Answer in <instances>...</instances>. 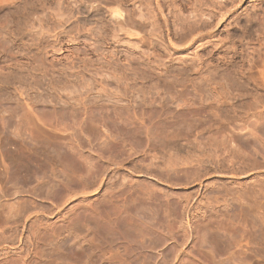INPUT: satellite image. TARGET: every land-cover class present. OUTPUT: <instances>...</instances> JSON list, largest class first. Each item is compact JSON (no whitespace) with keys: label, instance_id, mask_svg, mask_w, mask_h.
<instances>
[{"label":"rangeland","instance_id":"1","mask_svg":"<svg viewBox=\"0 0 264 264\" xmlns=\"http://www.w3.org/2000/svg\"><path fill=\"white\" fill-rule=\"evenodd\" d=\"M101 1L105 2L106 0H101ZM175 1L177 3L176 5L181 7V8L179 7L180 9H185V12H181L179 14L180 16H183V18L181 17L178 20V22L176 20H173L174 18L171 17L172 18L171 19L172 20L171 21L172 31L175 32L178 29L177 27L180 28L181 27L180 24L185 23L184 25L187 24L189 28V25L192 24L194 21L202 20L201 22H199L200 25H202V23H205L206 21L207 23L211 24L210 26L211 28L209 27L210 30L207 29L204 32V35L202 33V39L196 38L199 40L195 39L194 42H190L186 45H182L178 47L171 46V44L167 40L168 37H167L166 30H164V27L162 28L163 26L162 23H159L162 21L159 20L160 18L158 14H155L152 8L153 6H150L148 4L149 0H129L130 4L128 5L129 6L128 10L131 12H134L135 16L137 17V18L135 17V23L137 25L136 26L137 29L143 30V32L139 30L141 34L137 35L138 37L134 35L132 36L128 35L129 32L128 33L125 31H124L125 33L119 32V30H117L115 26L113 27V24L111 23L110 19H109L110 21L107 19L109 23L108 24L109 25L108 37L106 38L104 33L99 34L103 31L99 27L101 24L98 22V19L104 20L105 18H107L106 11L101 12V14H99L98 16H94L93 15L94 13H91L92 16H91L90 22L86 23L87 26L85 25V23L82 24L81 21H80L81 23L78 22L77 24L78 20L75 18L77 21H75V19H72L73 21L71 20L67 24L63 23V25H61L62 27L60 26L55 33H48V34L44 33L40 36H39L40 29L45 28L46 23L48 21V18L46 19V15L41 14L39 15V18L31 17L30 20L32 21L29 22L30 21L29 20L26 23L25 21H23L25 23L24 24L22 23V20L24 19H20V20L16 19L15 20L16 22L12 21L14 22L12 23L11 20L13 19L7 17L10 20L9 21L6 18V14L8 12L7 10H4L0 13V16L2 14L4 15V17L3 16L0 17V21H1L0 22L1 23L0 35L3 33L4 28H6L8 21L10 24H13V25L8 24L7 27L10 25V27L14 30V31L12 29L10 30L9 27L4 30L5 33H7L8 30L14 32L12 33L8 31V33H11L10 35L7 33L10 36V37L8 36L9 38L6 36V34H3L5 36V39H8V40L3 41L4 36L1 35V37L3 38L0 37V40H1L0 46L3 43V46L0 47V52H1L0 53V66L2 67V68L0 67V95H1L0 96V112H1L0 120L3 117L6 121V122L3 121L4 123H2V120L0 121L1 123L0 124V190L3 194L8 196V202H7L8 204H12L16 202L17 200H19L17 202H23V200L27 201L28 199L30 200V198L29 197L27 198V196L26 197L19 196L18 185L13 181L12 178H9L7 171L5 170V167H6L5 165L8 162L7 160L12 155L11 149L14 148L13 144H16L18 141H20L22 136H25L24 134L26 133L29 134L31 131V128H30L31 126L29 127L28 125H23L22 126L23 128L19 126L20 119H22L23 121L25 120L23 114L25 115L27 114L26 109H24V107L21 105H24L26 107V104H30L29 108L30 107L36 108L37 106V109H41L42 105L43 107L44 106L46 107L47 105L48 108L51 106L50 107L51 109L57 105L56 106L57 110H59L61 106L64 105V102H68L67 100L69 101L72 100L71 102H75V101L77 102V99H78V101L80 100L81 103L83 101L84 104L86 102V103H89L90 105V103L93 101V98L95 97L96 98V99L94 98L95 100H98V101L103 100L105 102V104L102 102L101 104H99V105H104V108L114 107L113 109H116V108H119L120 106H123L126 110H130L131 108L135 109L134 107L140 108V106L143 107V106L148 105V104L145 105L146 100H147V103L149 102V105H152L154 102L156 103L155 100H157V102L159 103H157V105L153 104L154 107L158 106V104L160 106L163 102H165L163 103L164 106L161 105V107H157V108H162V107L169 108V106H171L169 109H173V111H176V109L174 108H177V110H180V108L183 109L182 107L184 105L186 106L184 108H187L188 106L192 107L193 105H194L193 107L198 108L200 105H202L199 107L202 110L216 111L217 102L220 97L218 89L223 83H225L228 80V78L229 80L232 79L229 77L230 75L228 76V74L233 75L234 73L233 71L235 70V68H233L235 67V63L233 62L234 60L239 61V60H244L243 58H245L244 63H242V61H239L240 63L236 62L237 64H239L236 68L238 70H235L236 72L238 71L237 73H239V70H242V71H245L246 76L247 74L249 75L250 73H251L250 76H252L253 74H254L253 77L259 76L260 71L262 69L260 66L262 65V62L257 59H260L261 58L260 55L263 56L264 54V47L263 48L259 47L261 44L260 42L261 40L263 41V44L261 46L264 45V39H263L264 38V32H263L264 31V17H263L264 16V12H263L264 11V0H175ZM192 9L193 10L196 9L197 12L195 13L193 12L192 14L190 12L189 14L186 13L187 10H192ZM206 9H208V11ZM4 12H6V14ZM202 12H206V13H203L202 15L201 14ZM139 13L143 15V18L139 17ZM245 13L248 15H246ZM255 13H258V14L254 17ZM260 14H263V15H260ZM249 17L250 18L254 17V18L249 19ZM33 18H34V22H33ZM6 19L7 21H5ZM183 19H186V20L190 19L188 21L189 22L191 21V22L188 23L187 21V22L182 23ZM251 20L252 22L254 21L253 24L252 22H250ZM19 21H21L22 25L20 23H17ZM246 22L248 23L247 25H246ZM3 23L5 24V27ZM27 23L28 24L30 23V24L28 25ZM50 23H52V21H50ZM155 23L158 24L159 28L157 24L155 25L156 27L154 26ZM235 24H236V27H235ZM260 24L262 25V30H261ZM2 25L4 28L2 27ZM16 25H18L17 27L21 26L24 28L23 32H21L23 33L22 35H19L20 31L18 33L17 30H19V28H17ZM78 25H81V26H78ZM32 26L35 28H33ZM240 26L241 27L244 26V27L241 28ZM255 26L258 28H256ZM14 28L15 29L17 28V29L15 30ZM64 28L66 30H64ZM112 28L113 29L115 28V29L113 30ZM28 29L30 30L28 31ZM94 29L95 30L99 29V30H96L98 31L96 32L94 31ZM113 31L114 33L116 32L115 35H113ZM233 33L235 34V36L232 35ZM256 33L257 34L260 33V35H257ZM111 34L112 36H110ZM18 35H19V38L17 37ZM33 35L36 37H34ZM12 36H16L18 39ZM20 36L22 39L20 38ZM230 36L233 37V40L236 39L237 41L230 40L231 39ZM56 37L60 39L58 40L57 38V41L59 42V44L58 43L54 44V42L56 41ZM103 37H105L106 39ZM100 39H103V40L101 41ZM107 39L108 41H106ZM33 40L35 42L31 43L33 42ZM96 41L98 42V44L96 43ZM244 41H245V44H244ZM14 42L15 44H13ZM259 42L260 44H258ZM60 45L62 48L60 47ZM244 47L246 48L245 50H244ZM257 48L259 51L258 50L256 51ZM242 51L244 53H242ZM241 53L245 55H242ZM239 54L240 56H238ZM249 55H250V58H249ZM139 57H141L142 59ZM224 57L227 58L228 61L225 60ZM247 59L249 60L250 64L248 61H246ZM254 59H256V61L258 62L253 61ZM141 60L142 62H140ZM151 61L153 62V64ZM229 61L230 62L232 61L231 63L232 64L234 63V65L230 64ZM227 62L229 63V65H227L228 64ZM162 63L164 65L166 64L167 66L166 65L164 66ZM154 64H156V66ZM183 64L184 65L186 64V65L184 66ZM255 64H256V67H255ZM209 65L211 67H209ZM242 65L246 66L247 69L246 67H243ZM144 66L146 69L144 68ZM212 66H214V68ZM257 67H258L259 72H257L258 71ZM150 68L152 69L149 71ZM171 68H172V71H171ZM176 68H181L184 72L183 71L180 72L181 69H176ZM188 68L190 69L192 73L188 70ZM221 68L224 70H222ZM243 68H245L246 70ZM248 68H252V70L251 69L248 70ZM133 69H135L139 73ZM225 70H226V73H228L231 70L230 71L231 73H228V74L225 73V75H227L228 78L223 75ZM140 71H142L143 73ZM174 71L177 72L178 74L175 73ZM246 71H249V73H247ZM117 72L120 75L116 74ZM120 72H122V74ZM207 72L209 74H207ZM219 72H221L220 74L223 75V77L221 75L219 76L218 74ZM131 73L134 75H131ZM162 73L164 76L162 75ZM170 73L172 77L170 76ZM182 73L183 74L185 73L187 75L185 76V74L183 75ZM113 74L115 78L113 77ZM211 74L213 75L215 74V75L211 76ZM64 75L66 78L64 77ZM196 75L198 76V78L196 77ZM209 75L215 78H211ZM140 76H141V79H140ZM180 76H182V78ZM191 76H192V80H191ZM217 76H219L220 78L222 77L221 80ZM135 78H138L139 81L140 80L141 81L139 82L137 81L138 79H135ZM144 78L145 79L147 78L146 79L147 82H145L146 80ZM186 78H189V79H186ZM223 78H226L227 80H224ZM59 79H61L60 83H59L60 81ZM126 79L130 81L127 82ZM178 79L182 81L184 79L185 83L184 81L183 83L182 81H178ZM203 79H205V81ZM215 79L217 80L218 83L216 82ZM54 80L56 82L59 80L58 83L60 86L58 85V83H55ZM125 80L127 83H125ZM158 80L161 82H159ZM165 80H166V83L164 82L163 84V81ZM8 81H10V83ZM151 81H153V83ZM167 81H168V84H167ZM200 81H202L203 84L205 83L206 84L203 85ZM209 81L212 83H210ZM2 82H5L4 83L5 85L6 83H9V84H7L8 86L6 85L4 87ZM177 82H180L179 83L180 87L177 86L178 85ZM53 83L55 85L57 84L58 86V87L56 86L57 89L54 88L55 85H53ZM213 83L215 86L213 85ZM100 84H103V85L100 86ZM198 84L201 85L200 88ZM159 85L160 86L165 85V86L160 87ZM182 85H185V86L187 85V86L185 88V86L183 87ZM224 85H227V84H224ZM136 86L137 88H135ZM172 86L174 87V90ZM204 86H206V88ZM207 86L208 87L210 86L211 88L210 87L208 88ZM140 87L143 90L140 89ZM158 87L160 88V90ZM17 88L18 90H16ZM144 88L146 89V91ZM131 89L132 91H128ZM194 89H196L197 91ZM203 89L206 91H204ZM15 90L17 92L20 91L21 93H23V96H21L20 92L15 93L16 92ZM165 90L168 93L165 92ZM141 91H143L142 94H141ZM173 91H175L174 94L172 93ZM133 92H135V94ZM155 92H157L158 94ZM203 92H204V96H202ZM205 92L206 93L209 92V93L205 95ZM52 94L55 95L56 97H54ZM144 94H145V98L142 97L144 96ZM187 94H188V98L186 97ZM135 95L137 97L139 96L140 99L139 97L137 98ZM146 95H148L149 97ZM177 95L179 97L182 96L184 98L179 99V97L177 98ZM199 95L200 97H198ZM162 96H165V97L167 96L169 98L167 97L163 98ZM253 96L254 98H256L257 95L253 93ZM60 99L61 101H63V103H59L61 102ZM150 99L152 101H150ZM168 99H171L170 101H172V103H170ZM177 99H178V102H180L181 104L183 102L182 107L180 106L181 104L177 102ZM185 99H188V100L184 101ZM207 99H209L210 102ZM252 100L254 101V99ZM258 100L259 98L257 96V101ZM193 102L194 103L196 102L195 103L196 106ZM167 103L169 104V106ZM175 103L176 104L178 103L177 106ZM210 104H212L213 106L215 105V106L212 107V105ZM89 105L87 104L86 106L88 107ZM20 108H22V110ZM11 111H14L15 115L11 114L10 113ZM83 111L84 110H82V112L77 114L79 117L74 118L77 121V123L75 120H74L75 122L73 121V118L71 119L74 122L73 124L76 123L77 125L75 124V126H73L72 121L69 119L71 121L70 122L67 119L68 121L67 120L65 121L67 123H64L65 124L64 126H66L64 127V129L66 128L68 131L66 129H65V132L63 131L64 129L62 130L63 133L56 131V133H54V136H56L58 140L60 141L64 140L63 142H68V141L70 142L71 139L75 140L74 142L80 141V143L85 148V150H83L82 153H83V157L86 160V162L89 163L88 166L90 165L91 167L93 166L95 167V168L93 167L94 168L93 171L94 173H96V176L95 174L92 175L93 177H91L90 180H93V179L95 180L97 179V180L90 181L94 183V185L92 186V184H90L91 186L90 185L88 186V188L90 189V190L88 189V191L90 193L87 199L84 200L80 198L74 203L70 204L65 209V211H62L63 213L61 216H58L56 218L45 217L41 219L40 223H37L36 225H34L33 231L31 232H35L36 230L42 231L41 223L44 226L47 225L48 228L51 227L49 228V231H50L53 227H56L57 224H59L58 226H60V224H63L70 220H74L73 218H75L76 215H78L77 214L78 212L80 211L84 212L85 210L90 211L91 214L93 213L92 214L93 217L95 216V214L96 216H98V214L102 216V213L111 215L110 219L106 222L108 227L111 229L105 230V228L102 227L101 223L103 222L102 220L103 216L100 217V215H99L100 220H101L100 222H94V220H92L91 222H88L87 220L88 225L86 222H80L81 224L78 222L77 224L74 223L73 225H71L70 229L72 231L70 230L69 239L71 240H70L69 245L75 248L76 253L78 251H82L81 249H85V251L87 252L86 255L76 254V255H72L73 256L72 257L66 251L63 252V249H61V251L57 250L56 252L54 247L57 241H55L56 242L55 243L53 242L54 240L52 241V243L51 242L49 243V241H47L48 243H44V244L41 242L38 244L36 243L35 244L36 250L34 251V255H27L26 252L28 248L32 250L34 249L33 247H31V243L27 241L26 244L24 242V245L21 247L20 250H15V252L11 253V255H1L0 264H24V262L26 261L28 264H264V255H243L245 252L244 246L246 244V241H248V237H249L247 234L250 231V229H248L250 228L248 222H246V220L244 219L245 218L244 215L240 213L241 211L245 210L246 202L244 200H240L242 202L241 204H239L240 202L238 201L239 206L244 204L242 205L243 208L241 209L239 207L238 210L236 211H234V209H231L229 211L230 208L226 210V207L223 206L224 205L222 202L223 199L221 200V205H219L221 208L214 207L216 206L215 202H213L212 199H209V198H212L213 196L212 194H210V192L216 189L223 190V188H225L222 185L231 187L232 188L231 190L233 191H236V190L239 191L238 189L241 190L242 188L240 185H243L247 182L248 183L254 182L256 179H253L252 181V178L251 180L246 178L247 180L246 181L245 179L233 180V178L232 179L231 178H226V179L211 178V180L209 179L207 180V182L205 181L204 187H201V188L197 183L190 184L187 187H185L182 185H173L175 184L173 182H172L173 184H170L165 181H160L154 175L161 176L163 173L165 174L169 166H171V164L178 165L175 167V169L178 170L179 168V171H181L177 175H174L173 172H172L173 174L170 173V175L174 176V178L183 179L186 173L191 172V170L193 169L192 166H194V164L191 166L188 163L189 162L188 160L190 157L187 155V152H185L183 149L181 150L175 149L173 144L171 143H169L172 145L170 147L167 142H166L167 144L160 142V144H157L155 145V147H152L149 150H147L148 152V153L146 152L147 155H144L143 153H141L140 149H138L139 145L137 142V141H141L143 142L142 145H144L145 135H143V131L135 133L133 132V130H131V128H127V127H123V128L121 127V128H118V130H115L111 128L110 126L107 127L106 125H103V124L101 125L99 123H96L97 125L91 124L88 122V116L85 115L86 111L84 112ZM104 112H106V110ZM10 114L12 115L11 117H10ZM27 115H26L27 119L32 116L29 114L27 117ZM20 116H23V117H20ZM82 118H83L84 123L81 122ZM78 119L79 120L81 119L80 122ZM3 124H5V126ZM24 126H25V129H24ZM76 126L78 127L75 129L74 127ZM4 127H6V129L8 127L9 128L6 130ZM82 127L84 128V130ZM80 128L82 130H80ZM153 128L151 127L147 134L149 135L153 134L154 132ZM23 129L25 130L24 132H23ZM41 129H44V131L45 132L47 131V133L51 130L50 128H46V127L39 128L40 131ZM36 131L34 130L33 132L34 135L35 133H38ZM139 133H141L142 135H140ZM48 134L50 135L51 132H49ZM205 134H208V133L206 132ZM37 135L38 134H36V136ZM76 136L79 138V140ZM108 136L110 138H108ZM11 143L12 145L10 146L9 144ZM88 143L89 144L91 143L90 144L91 147H89ZM181 143L186 144L185 141H182ZM92 145H93V148H92ZM115 145L118 146L116 149H115L116 147ZM91 148L95 152H92L93 150L91 151ZM18 155L20 156V158L23 157V154L20 152L18 153ZM130 155L131 157H129ZM114 161L115 163L119 162V164L117 165H120V161H121V165L119 167H116L117 165L114 164ZM147 167L148 169H151L154 171V172H151L154 175H149V173L146 171ZM113 169L116 170L115 171L116 175L112 173L114 171ZM96 171L98 172V174ZM104 171H106L107 173ZM102 176H105V180H104L105 182H103L101 187L99 188L98 190L99 193L97 191L98 194L94 195V193L96 192V189H98V186L100 185L102 181V178H104ZM96 182L97 184H95ZM212 183L214 185H212ZM213 186L216 188H214ZM211 187L213 188V190ZM108 191H110L112 194H110ZM152 193L153 194L157 193L158 195L162 197L174 196L175 198H186L188 195L192 194L193 196L192 195L191 196L196 197L198 199V202L192 203L191 206L193 207L192 208L190 207L188 210L186 209V205H185L186 203H183L182 201L180 213L176 214L170 211L169 209L166 210L167 208L165 207L166 209L163 208V211L160 214L155 210L156 208L151 205L152 202L150 198L152 196H149V194L152 195ZM108 195L109 197L113 196L111 197L113 199L111 200V203L107 211L104 212V210H106L104 202H106L105 198ZM0 196H1V193H0ZM110 206L112 207V209ZM92 209L95 211V214ZM185 209L186 211L188 210V212H186ZM99 210L100 212L96 213ZM109 210H110V213H109ZM228 212L229 214H227ZM235 216H237V218ZM120 218L121 220H119ZM123 218L124 220L122 221ZM32 219H35V218H32ZM32 221L34 222L36 220H32ZM90 223L91 225H89ZM30 224L31 223H28V230L30 229ZM195 224L197 225L199 224L198 225L200 227L199 229L204 233L202 234L200 233V235L198 234L197 236L196 234H191L190 226L193 227V225ZM204 227L208 229L209 234H207V231H206L207 229ZM3 228L5 227L1 226L0 224L1 231ZM6 228H9L10 230V226H7ZM9 230L7 232L8 237L11 235L15 237L19 232H21V228L17 230V233H15V231L10 232ZM116 231L122 233L127 238L128 242H119L117 235L115 234ZM28 235H29L28 233H25V237H27ZM206 235L211 236L212 239L215 237L214 240L219 243V248L217 252H213L214 250L212 248L210 249L209 245L208 246L207 244L205 245L204 241L206 239ZM161 237L166 239L165 245L161 244L160 242ZM14 242H17V239H15ZM50 244L52 246H50ZM169 246L173 247L171 252L165 250ZM135 248H140L141 251H138L136 253ZM116 250H118L117 252H119V254L116 253ZM115 253L117 255H121V257H115L114 256L116 255Z\"/></svg>","mask_w":264,"mask_h":264},{"label":"bare ground","instance_id":"2","mask_svg":"<svg viewBox=\"0 0 264 264\" xmlns=\"http://www.w3.org/2000/svg\"><path fill=\"white\" fill-rule=\"evenodd\" d=\"M128 2H129V0L128 1L127 0H109V1L106 0L105 2H102L101 0H0V13L2 11H4V10H7L8 11L7 14H6V12H4L6 14V18L8 17V18L13 19V20H11V22L15 21L16 19H19V20L20 19H24V20H22V23H24L23 21H25V23L28 22L31 17H34V18L38 17L39 18V15H41V14L42 15H46V19L48 18V21H47V23L45 22L46 23L45 28L40 29V32H39V36H40V35H42L44 33H47V34L48 33H55L58 30V28L61 25H63V23L67 24L72 19H75V18L78 20L77 21L75 19V21H77V24H78V22L81 21L82 24L85 23V25L87 26L86 23L90 22V19H91V16H92L91 13H94L93 14L94 16H98L99 14H101V12L106 11L107 18H105L104 20L98 19V22L101 24L99 27L103 31V32L100 31L101 33H99V34L104 33L105 37L106 38L108 37V28H109L108 20L110 19L111 23L113 24V27L115 26V28H117V30H119V32H124L125 31L127 33L129 32L128 35L137 36V35H140L141 32H143V30L139 29L141 31L140 32L137 29V27H136L137 25L135 23V17L136 16H135L134 12H131V11L128 10V8H129L128 5L130 4V2L129 3ZM145 3H146V1H145ZM148 4L150 6H153L152 8H153L155 14H158V16L160 18L159 20L162 21V22H159V21L158 22L162 23V25H163L162 28L164 27V30H166L167 37H168L167 40L171 44V46L178 47V46L186 45V44H188L190 42H194L196 38H201L202 39V33L204 35V32L207 29H209V27L211 26V24L207 23L205 20H204L205 23H202V25H200L199 22H201L202 20H199V21H194V22L192 21L193 23L190 24L189 28H188V25L187 24H186L187 26L184 25L185 24L184 22H187L190 19H188V20L183 19L182 20L183 22L182 21L181 22L184 23V24H180L182 28L181 27L180 28L177 27L179 30L180 29H182V30H180V32H179V30L176 28L177 30L174 32L171 29V27H172L171 26V21H172L171 17L174 18L173 20H176L178 22V20L181 17L183 18V16H180L179 14L181 12H185V9H180L181 7L176 5L177 3H176L175 0L174 1L173 0H149ZM259 6H261V5H259ZM192 7H193V5H192ZM208 9H206V10L208 11ZM192 10H187L186 13L189 14V12H190L192 14L193 12L194 13L197 12L196 9L193 10V11ZM258 11H260V10H258ZM206 12H202L201 14L203 15V13H206ZM263 12H261V13H263ZM257 14L258 13H255L254 17ZM150 15H151V13H150ZM246 15H248V14H246ZM260 15H263V14H260ZM1 16L4 17L3 14ZM65 17H66V19H65ZM139 17L143 18V15L139 13ZM254 17H251V18H254ZM34 18H33V22H34ZM251 18L249 17V19H251ZM7 19L5 21H7ZM83 20H84V22H83ZM9 21H8V24H10ZM31 21L32 20H30L29 22H31ZM50 21H52V23H50ZM154 22H155V20H154ZM173 22H175V21H173ZM190 22L188 21V23H190ZM237 22H239V21H237ZM247 22H246V25L248 24ZM250 22H252V20ZM253 22H252V24H253ZM12 23H14V22H12ZM17 23H20L22 25L21 21H19ZM150 24H152V23H150ZM156 24L157 23H155L154 26ZM0 25H1V23H0ZM7 25H6V28H4L5 24H4V27L2 25L4 30L7 29L8 27L11 30L12 28L10 27V25H13V24H10L8 27H7ZM18 25H16V27ZM88 25H90V24H88ZM78 26H81V25H78ZM157 26H158V24H157ZM173 26H174V24H173ZM83 27H84V25H83ZM235 27H236V24H235ZM242 27H244V26H242ZM17 28H19V30H17L18 33H19V31H20V33L23 32V29H24L23 27L19 26ZM33 28H35V27H33ZM158 28H159V26H158ZM256 28H258V27H256ZM212 29H213V27H212ZM4 30H3V33L1 35L4 36L3 34H6V36L8 37L11 33H8V31H9L8 30L7 31V33L9 34L8 35L7 33H5ZM29 30L30 29H28V31ZM64 30H66V29L64 28ZM96 30H99V29H96ZM96 30L94 29V31H96ZM117 30H115V31H117ZM261 30H262V25H261ZM0 31H1V28H0ZM9 32H12V31H9ZM79 32H81V31H79ZM96 32H98V31H96ZM12 33H14V32H12ZM20 33H19V35L23 34V33H21V34ZM115 33L113 31V35H115ZM257 33H258V31H257ZM56 34H55V36H56ZM1 35H0V37H1ZM15 35H17V34H15ZM19 35L17 36L18 38H19ZM232 35L235 36L234 33ZM257 35H260V33L257 34ZM110 36H112V34ZM12 37H16V36H12ZM34 37H36V36H34ZM105 37H103V38H105ZM252 37H254V36H252ZM1 38H3V37H1ZM20 38H21V36H20ZM57 38L58 37H56V41L54 42V44H57V43L59 44V42L57 41ZM33 39H35V38H33ZM242 39H244V38H242ZM4 40H8V39H5V36H4L3 41ZM35 40H37V39H35ZM58 40H60V39L58 38ZM100 40L102 41L103 39H100ZM196 40H199V39H196ZM230 40H233V37H231ZM234 40H236V39H234ZM19 41H21V40H19ZM106 41H108V39ZM15 42L13 44H15ZM34 42L35 41L33 40V42H31V43H34ZM37 42H39V41H37ZM260 42H261V44H260ZM260 42L258 43V44H260L259 47L263 48L264 45L261 46L263 44V41L261 40ZM96 43L98 44L97 41H96ZM38 44H40V43H38ZM38 44H36V45H38ZM239 44H241V43H239ZM244 44H245V41H244ZM33 45H35V44H33ZM1 46H3V43H2ZM38 46H40V45H38ZM242 46H243V44H242ZM60 47H61V45H60ZM245 47H244V50L246 49ZM249 47H250V45H249ZM230 50H231V48H230ZM257 50H258V48L256 49V51ZM242 53H244V52L242 51ZM254 53H256V52H254ZM257 53H259V52H257ZM234 55H235V53H234ZM242 55H245V54H242ZM238 56H240V54ZM226 57H227V55H226ZM230 57H232V56H230ZM260 57H261L260 59L256 58L257 60L262 62V65H260L262 69H261L260 74H259L258 77H253L254 74L252 76H250L251 73L249 75L247 74V76H246L245 71H242V70H239L240 74L237 73L238 71L236 72L235 70H238L236 68H237V66L239 64H237L236 62L242 61V63H244L245 58H243L244 60H239V61L238 60L237 61H235V60L233 61V59H232V61L235 63V67H233V68H235V70H233L234 71L233 75L228 74V73H231L230 72L231 70L228 73H226V70H225V72L223 71L224 72L223 73L224 76H226L228 78V76L230 75L229 77L232 78V79L229 80V78H228V80H227L226 78H223L224 80H227V81L221 85L222 87L220 86L221 88L219 87L220 90L218 89V92H219L220 95L218 93L217 94L220 97H219V100L217 102L216 111H214V110H202V109L199 108L202 105H200V106L198 105L199 106V107L197 106L198 108L193 107L194 105L192 107L188 106L187 108H184L186 106L184 105L182 107L183 102L181 104L180 102H178V99H177V102L181 104L180 106L183 109H181L178 106L180 108V110H177V108H174V109H176V111H173V109H169L171 106H169L168 103L167 104H168L169 108H164V107L157 108V107H161V105L164 106L163 103H165V102H163L160 106H159V104H158V106H156L157 103H159V102H157V100H155L156 103L155 102L153 103V104H156L155 105L156 107H154V105L152 103H150L152 105H149V102L147 103V100H146V103L144 101L143 102L145 103V105L146 104H148V105L143 106V107H141L139 105L140 108L134 107L135 109L131 108L130 110H126L123 106H120L119 108H116V109H113L114 107L104 108V105H99V104H101V102L105 104V102L102 99H101L102 101L95 100L96 99L95 97H94L95 99L93 98V101H92L93 103L91 102L90 105H89V103L85 102L86 105L87 104L89 105L88 107L83 103V101L81 103L80 100L78 101V99H77V102L75 100H73L75 102H71L72 100L71 101L67 100L68 102H64V105H62L59 110H57V107H56L57 105L54 106L53 104L52 105L54 107H56V108L53 107L51 109L50 108L51 106H50L49 108L51 110L47 107V105H46V107L45 106L43 107V105H42L41 109H37V106H36V108H32V107L29 108L30 104H26V107L24 105H21V106L24 107V109H26L27 114L28 115L30 114L33 117L29 116L30 118L27 119L26 118L27 114L26 115L23 114L25 120L23 121L22 119H20V122L18 121L19 122V126L20 127H22L23 125H28L29 127L31 126L30 127L31 131H30L29 134L26 133L27 135L24 134L25 136H22L20 141H18V142L15 141L17 143L13 144L14 148L11 149L12 150V155L7 160L8 162L5 165L6 166L5 170L7 171V174L9 176V178H12L13 181L18 185V187H19L18 188L19 196H22V197H26L27 196V198L29 197L30 200L29 199L27 201L23 200V202H17V201H19V200H17L16 202H14L12 204H8L7 203L8 202V196L3 194L1 192V190H0V193H1V196H0V224H1V226L5 227V228L2 229V231L0 230L1 231L0 232V256L1 255H11V253L15 252V250H20L21 247L24 245V242L26 244L27 241L31 243V247H33L34 249L32 250V249L28 248L26 253H27V255H34V251L36 250V248H35V244L36 243L38 244V243L41 242V243L44 244V243H48L47 241H49V243L50 242L52 243L53 240H54L53 242L57 241V243L55 242L56 245L54 244L55 245L54 248H55L56 252H57V250L61 251V249H63V252L66 251L71 256L72 255H76V254L77 255H86L87 252L85 251V249H81L82 251H78L79 253L78 252L76 253L75 248H73L71 245H69L70 240H71V239H69L71 225H73L74 223L77 224L78 222L79 223L80 222H86L87 223V220H88V222H91L92 220H94V222H100L101 221L100 217L103 216V219L101 218L103 220V222L101 223L102 227L105 228V230L111 229V228L108 227V225L106 223L110 219L111 215L106 214V213L105 214L102 213V216L100 214H98V216H96L95 211L92 209L94 211V214H95L96 217L95 216L93 217V215H92L93 213L91 214L90 211H86V210H85L86 212L85 211L84 212L80 211V212L77 213L78 215H76V217L73 218L74 220H70V221L65 222L63 224H60V226H58L59 224H57V226L53 227L50 231H49V228H51V227L48 228L47 225L44 226L41 223L42 231L41 230H36L35 232H31V231H33L34 225H36L37 223H40L41 219H43L45 217L56 218L58 216H61L62 213H63L62 211H65V209L70 204L74 203L75 201H77L80 198H82L84 200L87 199V197L89 196V193H90L88 191V189H89L88 186L90 184H92V186L94 185V183H92L90 181H93L95 179L92 178L93 180H90V178L93 177L92 175H94V174L96 176V173H94V171H93L95 167L93 166L94 167L93 168L90 165L88 166L89 163L86 162V160L83 157V153H82L83 150H85V148L80 143V141L79 142H74L75 140L71 139L70 142L69 141L68 142H63L64 140L60 141V140H58V138L56 136H54V133H56V131L62 132L64 127H66V126H64L65 125L64 123H67V122H65L67 119L71 120L73 118V121H74L75 120L74 118L79 117L77 114L82 112V110L86 111L85 115L88 116V122L91 123V124L97 125L96 123H99L100 125L103 124V125H106L107 127L110 126L111 128H113L115 130H118V128H121V127L122 128L123 127H127V128H131V130H133V132H135V133L143 131V135H145L144 136V145H142L143 142H141V141H137V142H138V145H139L138 149H140L141 153H143L144 155H147L146 154L147 150H149L152 147H155V145H157V144H160V142H163V143L167 142L168 144L171 143V144H173L175 149H177V150L178 149H180V150L183 149L185 152H187V155L190 157V158L187 157V158H189V160H188L189 162L188 161L187 162L191 166L194 164V166H192L193 167V169H192L193 171L192 170H191V172L188 171L190 173H186L183 179L182 178H174V176L170 175V173L171 174L174 173V175H177V174H179L181 172V171H179V168H178V170L175 169V167L178 166V165H173V164H171V166L168 165L169 168L167 169V172L165 174L163 173L161 176H156L153 173H151V172H154L153 170L148 169V167H147V169L145 168L146 171L149 173V175H154L160 181H165V182L170 183V184L175 183L173 185H182V186H185V187H187L190 184L197 183L200 186V188H201V187H204L205 181L207 182V180H209V179L211 180V178H214V179L215 178H223V179H226V178H231L232 179L233 178V180H240V179H245L246 180V178L251 180V178H252V181H253V179H256L254 182H250V183L247 182V183H245L243 185H240L242 188H241V190L238 189L239 191H237V190L233 191V190H231L232 189L231 187H229V186L227 187L226 185H222L225 188H223V190L216 189V190L210 192V194H212L213 196H212V198H209V199H212L213 202H215L216 206H214V207H216V208L217 207L221 208L219 205H221V200L223 199V201H222L223 204H224L223 206L226 207V210L228 208H230L229 211L231 209H234V211H236V210H238L239 207L242 209L243 208L242 205H244V204L239 206V204H241V202H242L240 200H244L246 202L245 210L243 209L244 211H241V212L239 211L240 213H242L244 215V217H245L244 219L246 220V222H248V224L250 226V228H248V229H250V231L247 234L249 237H248V241H246V244L244 246L245 252H244L243 255H264V54H263V56L260 55ZM139 58H141V57H139ZM249 58H250V55H249ZM256 59H254L253 61H256ZM225 60H227V58H225ZM246 61L249 62L248 59ZM140 62H142V60ZM231 62H230V64H232ZM256 62H258V61H256ZM234 63L232 65H234ZM152 64H153V62H152ZM162 64H161V66H162ZM249 64H250V62H249ZM154 65L156 66V64H154ZM225 65H226V63H225ZM227 65H229V63ZM4 66H5V64H4ZM161 66H160V68H161ZM181 67H183V66H181ZM209 67H211V66L209 65ZM212 67L214 68V66H212ZM243 67H246V66H243ZM255 67H256V64H255ZM258 67H259V65H258ZM258 67H257V70H258ZM144 68H145V66H144ZM151 69L152 68H150L149 71ZM176 69H181V68H176ZM193 69H195V68H193ZM243 69H245V68H243ZM246 69H247V67H246ZM249 69L252 70V68H248V70ZM133 70H135V69H133ZM133 70H131V71H133ZM162 70H164V69H162ZM188 70L190 71L189 68H188ZM222 70H224V69H222ZM251 70H250V72H251ZM171 71H172V68H171ZM176 71H178V70H176ZM182 71L183 70L181 69L180 72H182ZM115 72H113V73H115ZM136 72H138V71H136ZM140 72H142V71H140ZM246 72L249 73V71H246ZM257 72H259V70ZM120 73L122 74V72H120ZM132 73H131V75H134ZM175 73H177V72H175ZM220 73L221 72L218 73L219 76L221 75ZM225 73L228 74V76L225 75ZM116 74H119V73L117 72ZM145 74H146V72H145ZM207 74H209V73L207 72ZM162 75H163V73H162ZM186 75L187 74H185V76ZM204 75H206V74H204ZM212 75L213 74H211V76ZM223 75H221V76L223 77ZM142 76H144V75H142ZM170 76H171V73H170ZM219 76H217V77L220 78ZM64 77H65V75H64ZM113 77L115 78L114 74H113ZM180 77L182 78V76H180ZM196 77L198 78L197 75H196ZM211 78H215V77H211ZM221 78H220V80H221ZM135 79H138V78H135ZM140 79H141V76H140ZM167 79H168V77H167ZM186 79H189V78H186ZM59 80L58 81L60 83L61 79H59ZM123 80H124V78H123ZM126 80H125V83L130 81V80H127V82H126ZM191 80H192V76H191ZM203 80L205 81V79H203ZM58 81L57 82L55 81V83H58ZM137 81H139V79ZM153 81H151V82L153 83ZM158 81H157V83H158ZM178 81H182V80L178 79ZM183 81H184V79H183ZM183 81H182V83H183ZM210 81H212V80H210ZM8 82L10 83V81H8ZM145 82H147V80ZM159 82H161V81H159ZM164 82L166 83V80L163 81V84H164ZM200 82L202 83V81H200ZM216 82H217V80H216ZM222 82H224V81H222ZM4 83L5 82H2L4 87L7 84H9V83H6V85H5ZM59 83H58V85H59ZM177 83H178L177 86H179L180 82H177ZM184 83H185V81H184ZM210 83H212V82H210ZM167 84H168V81H167ZM175 84H176V82H175ZM199 84H198V86L200 88L201 85H199ZM205 84H203V85H205ZM224 84H227V85H224ZM11 85H13V84H11ZM53 85H55V84L53 83ZM88 85H89V83H88ZM101 85H103V84H100V86ZM146 85H147V83H146ZM213 85H214V83H213ZM216 85H218V84H216ZM32 86H34V85H32ZM56 86H57V84L54 86V88L57 89L58 86L57 87ZM161 86H163V85H161ZM182 86L184 87L185 85H182ZM186 86H185V88H186ZM214 86H213V88H214ZM155 87H156V85H155ZM204 87L206 88V86H204ZM204 87H202V88H204ZM54 88H52V89H54ZM101 88H103V87H101ZM135 88H137V86ZM56 89H55V91H56ZM140 89H142V88L140 87ZM16 90H18V88ZM159 90H160V88H159ZM173 90H174V87H173ZM194 90H196V89H194ZM128 91H132V89L128 90ZM145 91H146V89H145ZM155 91H156V89H155ZM204 91H206V90H204ZM19 92L16 91L15 93H19ZM142 92L143 91H141V94H142ZM157 92H155V93H157ZM165 92H167V91L165 90ZM174 92L175 91H173L172 93L174 94ZM252 92L255 95L258 96V98H259L258 101H257V96H256V98H254ZM133 93L135 94V92H133ZM160 93H162V92H160ZM172 93H170V94H172ZM207 93H209V92H207ZM207 93L205 92V95ZM20 94H21V96H23V93L20 92ZM151 95H152V93H151ZM53 96L56 97L55 95H53ZM146 96H148V95H146ZM202 96H204V92H203ZM142 97L145 98V94ZM142 97H141V99H142ZM162 97L164 98L165 96H162ZM178 97L179 96L177 95V98ZM186 97L188 98V94H187ZM198 97H200V95ZM59 98H61V97H59ZM167 98H169V97H167ZM180 98L182 99L184 97L181 96V97H179V99ZM139 99H140V97H139ZM211 99H212V97H211ZM248 99H250V100H248ZM252 99H254V101ZM168 100L170 101L171 99H168ZM187 100L188 99H185L184 101H187ZM207 100H209V99H207ZM60 101H61V99H60ZM150 101H152V100L150 99ZM191 101H192V99H191ZM160 102H162V101H160ZM197 102H198V100H197ZM209 102H210V100H209ZM27 103H29V102H27ZM59 103H63V101H61ZM144 103H142V104H144ZM170 103H172V101H170ZM184 103H186V102H184ZM6 104H8V103H6ZM177 104H176V106H177ZM190 104H191V102H190ZM210 105H212V104H210ZM19 106H20V104H19ZM82 106H83V108H82ZM195 106H196V104H195ZM214 106L212 105V107H214ZM46 108L49 109V110H47ZM136 108H138V109H136ZM210 108H211V106H210ZM20 109L22 110V108H20ZM105 110H106V112H104ZM10 113L15 115L14 111H11ZM24 113H25V111H24ZM11 114H10V117L12 116ZM28 115H27V117H28ZM23 116H20V117H23ZM87 116H86V118H87ZM1 120H2V123L6 122L3 117H2ZM80 120H79V122H80ZM73 121H72V124L76 120L74 122ZM81 122L84 123L83 118H82ZM76 123H77V121H76ZM75 124H73V126H75ZM3 125L5 126V124H3ZM41 127L50 128L51 130L49 132H51V134L49 135L48 134L49 132L48 133H47V131L45 132L44 129H41V131L43 130L41 132L39 130V128H41ZM77 127L78 126H76L74 128L76 129ZM151 127L152 128L154 127L153 128L154 132L152 131L153 134L149 135L147 133H148V131L150 130ZM4 128L6 129V127H4ZM102 128H103V126H102ZM24 129H25V126H24ZM24 129H23V132L25 131ZM65 129L63 130L64 132H65ZM34 130L35 131L37 130L36 132H38V133H35V135L33 134ZM80 130H82V129L80 128ZM83 130H84V128H83ZM206 132L208 134H205ZM36 134H38V135L36 136ZM139 134L142 135L141 133H139ZM33 135L36 136V137H34ZM108 138H110V137L108 136ZM100 139H101V137H100ZM78 140H79V138H78ZM78 140H76V141H78ZM86 140H88V139H86ZM94 140H95V138H94ZM134 140H135V138H134ZM182 141H185L186 144H182L181 143ZM90 144H89V147H91ZM171 144H169L170 147L172 146ZM9 145L11 146L12 143L9 144ZM113 147H114V145H113ZM117 147L118 146H116L115 149ZM92 148H93V145H92ZM92 148H91V151L93 150ZM94 149H95V147H94ZM19 152L23 154L22 158H20V156L18 155ZM92 152H95V151L93 150ZM129 157H131V155ZM173 157H175V156H173ZM98 158H99V156H98ZM114 164L117 165V164H119V162L115 163V161H114ZM114 164H112V165H114ZM120 165H121V161H120ZM120 165H117L116 167H119ZM113 170H112L113 171L112 173L114 175H116V172H115L116 170L115 169H113ZM104 172H106V171H104ZM110 173H111V171H110ZM97 174H98V172H97ZM102 177H104V178H102V181H101L100 185L98 186V189H96V192L94 191L95 189L93 190L95 192L94 195H97L99 193V191H98L99 188L101 187L102 183L105 182L104 181L105 180V176H102ZM237 183H238V181H237ZM95 184H97V182ZM225 184H227V183H225ZM212 185H214V184L212 183ZM214 188H216V187H214ZM212 190H213V188H212ZM97 191H98V193H97ZM108 192L110 194H112L110 191H108ZM109 195L107 197L104 196V197H106L105 198L106 202L103 201L105 203V208H106V210H104V212L107 211V209L109 208V205L111 203V200L113 199V198H111L113 196L109 197ZM191 195H188L186 198H175L174 196L162 197V196L158 195L157 193L156 194L152 193V195L149 194V196H152L150 198V200L152 202L151 205L154 206L156 208L155 210L158 213H160V214L163 211V208H165V207L167 208V209L165 208L166 210L169 209L170 211H172V212H174L176 214L180 213L182 201H183V203H186L185 204L186 205V209L189 210L190 207L191 208L193 207V206H191L192 203H194V202L197 203L198 202V199L196 197H192L193 195L192 196ZM22 199H24V198H22ZM238 201L240 202L239 204H238ZM11 202H12V200H11ZM11 202H9V203H11ZM102 209H103V207H102ZM111 209H112V207H111ZM186 209H185V211H186ZM96 210H97V208H96ZM188 210L186 212H188ZM98 212H100V210L97 211L96 213H98ZM109 213H110V210H109ZM227 214H229V212ZM99 215H100V217H99ZM73 217H74V215H73ZM235 217L237 218V216H235ZM32 218H35V219H32ZM124 218L122 219V221L124 220ZM224 218H226V217H224ZM32 220H36V221L33 222ZM119 220H121V218ZM74 221H76V222H74ZM28 223H31L29 230H28ZM87 225H88V223H87ZM89 225H91V223ZM198 225L195 224V225H193V227L190 226L191 227V232H190L191 234H196V236H197L198 234L200 235V233L201 234L204 233V232H202L199 229L200 227ZM7 226H10V230H9V228H6ZM19 228H21V232H19L15 237H13V235H11L9 237L7 236L8 230L10 232L11 231H15V233H17V230ZM204 228H206V227H204ZM206 231H207V234H209L208 233V229ZM245 231H247V230H245ZM25 233H28L29 235L27 237H25ZM115 234L117 235V238H118L119 242H128L127 238L122 233L116 231ZM214 238L212 239L211 236H207L206 235V239H205L204 243H205V245L207 244V246L209 245L210 249L212 248L214 250L213 252H217V250L219 248V243L217 241H215ZM15 239H17V242H14ZM160 242H161L162 245H165L166 239L161 237L160 238ZM45 245H47V244H45ZM50 246H52V245L50 244ZM172 249H173V247L169 246L165 250L171 252ZM55 250H53V251H55ZM117 251L118 250H116V253L119 254V252H117ZM138 251H141V249L140 248H135V252L137 253ZM117 254L114 255V256L115 257H121V255H117ZM24 264H28L27 261L24 262Z\"/></svg>","mask_w":264,"mask_h":264}]
</instances>
